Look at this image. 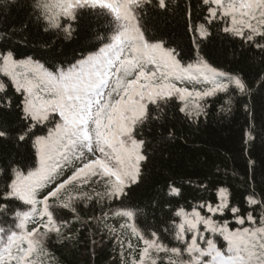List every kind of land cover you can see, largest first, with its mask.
<instances>
[{"label": "snow or ice", "instance_id": "obj_1", "mask_svg": "<svg viewBox=\"0 0 264 264\" xmlns=\"http://www.w3.org/2000/svg\"><path fill=\"white\" fill-rule=\"evenodd\" d=\"M201 4L207 10L205 19L189 28L198 34L196 48L211 34L210 26L220 23L225 33L264 51V0H201ZM157 5L168 10L176 0H35L38 18L69 37L83 13L105 16L111 34L99 38L107 42L98 51L55 71L32 59L14 60L11 52L0 51V73L9 77L15 91L23 96L24 119L29 122L18 139H27L37 126L48 127L46 136L33 141L39 154L38 169L27 173L17 170L7 190L0 192V213L8 210L9 201L24 206L13 211L14 225H0V264H44L48 256L45 240L51 233L63 236V228L69 225L68 221H57V207L75 213L76 201L122 199L126 190L139 182L142 164L148 159L143 151L145 141L137 138V130L150 119H162L169 102L176 100L182 105L181 113L199 117L206 115L200 101L230 89L241 95L250 91L240 74L219 70L202 55L185 65L175 49L149 40L142 27L143 17L148 6ZM201 84L210 87L198 89L196 85ZM6 89L0 81V93ZM5 102L11 105L9 99L0 100V106ZM150 105L156 107L158 115L150 114ZM54 120V126L49 127ZM6 135L0 130V137ZM69 168L74 171L61 180ZM93 182L103 183L106 191L94 196L66 191L69 186L79 189ZM50 186L51 190L41 195ZM170 194L178 195L179 189L170 187ZM217 196L218 202L199 204L191 212L177 211L180 220L172 231L173 239L179 242L175 247L155 231L149 236L134 223L121 225L143 244L139 248L128 242L132 252L139 250V259L133 258L132 264H264V215L259 219L253 211L239 215L238 207H229L226 188H220ZM246 200L250 207L264 208V199L256 195ZM225 210L233 213L237 224L249 226L231 230L226 220L215 219L218 214L223 217ZM205 211L207 214H202ZM114 215L128 221L134 217L132 211L117 210ZM217 235L227 242L226 249L218 247L213 238Z\"/></svg>", "mask_w": 264, "mask_h": 264}, {"label": "trees", "instance_id": "obj_2", "mask_svg": "<svg viewBox=\"0 0 264 264\" xmlns=\"http://www.w3.org/2000/svg\"><path fill=\"white\" fill-rule=\"evenodd\" d=\"M34 4L35 0H15V3L0 0V51L11 52L14 60L32 59L50 71L67 68L98 51L107 42L99 37L111 34L105 16L85 12L69 37L39 19ZM176 5L168 10H161L158 5L148 6L142 22L147 38L175 49L185 65L202 55L215 68L240 74L250 91L241 95L230 89L229 93L200 101L206 115L199 117L190 118L181 113L182 105L176 100L164 106L162 119H150L136 133L138 139L145 141L143 151L148 157L142 164L139 182L128 188L122 199H106L104 203L96 199L76 201L75 213L54 209L57 221H68L69 225L63 228V236L51 233L45 240L48 256L44 264H132L133 258L139 259V250L132 252L128 242L139 248L143 244L129 230L121 228L125 223H134L149 236L155 231L165 243L178 246L172 235L174 223L180 220L177 211L191 212L199 204L218 202L220 188L228 189L229 207H238L239 215L246 216L249 211L258 219L264 215V208L250 207L246 200L249 195L264 199V83L261 82L264 51L225 33L220 23L210 26L211 34L201 39L200 47L196 48L194 38L199 39L198 34L189 28L204 21L206 7L201 0H176ZM0 81L7 86L0 93V100H11L10 106L7 102L0 106V130L7 133L0 137V192H3L17 170L27 173L38 169L39 154L33 141L37 136H46L48 127L37 126L27 139L20 141L18 137L29 123L24 119L23 96L15 91L9 77L0 73ZM196 87L203 90L210 85ZM149 108L152 116L159 114L155 106ZM55 120L49 127L54 126ZM66 178L65 170L60 179ZM173 186L179 189L178 195L170 194ZM50 190L51 186L41 195ZM66 191L94 196L106 189L103 184L94 190L77 189L73 185ZM8 203L11 205L8 210L0 213V225L5 227L14 225L13 211L24 207L16 201ZM117 210L132 211L133 220L114 215ZM215 219L226 220L231 230L249 226L237 224L230 210ZM113 228L115 232L111 231ZM213 238L222 250L227 248L222 237Z\"/></svg>", "mask_w": 264, "mask_h": 264}, {"label": "rangeland", "instance_id": "obj_3", "mask_svg": "<svg viewBox=\"0 0 264 264\" xmlns=\"http://www.w3.org/2000/svg\"><path fill=\"white\" fill-rule=\"evenodd\" d=\"M77 166H79V165H77ZM67 170L70 173H72L74 171V169H72V168H69ZM101 184H103V183L97 184V183L93 182V183H90L88 185H85L84 187H87L89 190H94V189H97L98 187H100ZM118 221H120V220L119 219L116 220V222H115L116 225L118 224ZM125 237H127V236H125Z\"/></svg>", "mask_w": 264, "mask_h": 264}]
</instances>
